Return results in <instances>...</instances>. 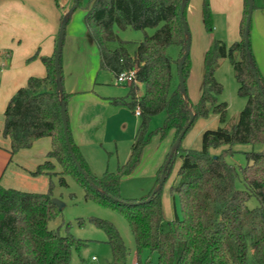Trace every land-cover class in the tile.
<instances>
[{
  "label": "trees",
  "instance_id": "16d2710c",
  "mask_svg": "<svg viewBox=\"0 0 264 264\" xmlns=\"http://www.w3.org/2000/svg\"><path fill=\"white\" fill-rule=\"evenodd\" d=\"M182 2H89L85 23L99 50L100 69L114 77L124 71L136 72V80L129 85V93L124 97L109 98L108 101L116 106H127L133 112L140 108L141 117L127 163L120 166L117 172H106L102 178L91 173L68 129L74 154L98 189L84 177L68 151L61 98L56 91L55 55L42 57L46 77H30L26 86L20 88L9 101L4 112L2 135L10 140L11 155L30 149L40 139L49 138L51 150L46 160L35 170L29 171L30 174L49 178L57 176L61 186L68 185L65 176H72L85 189L86 199L95 200L122 214L135 240L137 264H264V76L256 63L255 75L247 55L249 0H243L239 39L230 46L214 40L204 53L199 100L193 103L189 97L195 118L166 171L167 181L174 159L180 154L182 163L170 194L179 198L183 218L176 215L174 219L166 220L163 188L150 201L147 200L153 191L139 200L124 199L120 194L122 177L132 174L137 168L142 152L152 137L158 136L164 140L174 133L175 142L190 120L178 71L186 45L180 15ZM257 8L264 9V0H255L254 10ZM202 13L204 25L211 32L209 0H203ZM63 17L64 13L61 19ZM127 28L153 29L154 33L146 34L140 42L125 41L119 37L118 30ZM62 54L60 72L63 79ZM252 57L255 62L253 53ZM227 58L239 83L238 93L247 98V104L232 127L205 130L200 149H184L183 142L197 119L218 115L220 122L226 123L228 105L218 102L223 86L215 78V72L221 60ZM192 67L189 54L183 68L186 87ZM142 84L145 92L140 96ZM63 97L67 106L70 95L65 90ZM161 113H166L163 126L150 130L152 118ZM235 144L260 145L263 149L245 153L247 165L240 169L227 162L226 157L230 155L228 148L219 155L211 153V149ZM57 165L61 171L57 170ZM162 171L163 166L158 172L160 177ZM240 177L245 189L237 187ZM53 198L52 184L44 193L6 188L0 184V264H71L73 249H79L85 243L69 228L66 234H62L60 227H50L61 215ZM252 198L258 201L255 208L248 206ZM90 222L107 235V243L113 254L110 264H128L129 250L117 227L97 217H92ZM84 224L83 220L79 223L81 227ZM145 251L149 255L143 261L141 255Z\"/></svg>",
  "mask_w": 264,
  "mask_h": 264
},
{
  "label": "rangeland",
  "instance_id": "374dc122",
  "mask_svg": "<svg viewBox=\"0 0 264 264\" xmlns=\"http://www.w3.org/2000/svg\"><path fill=\"white\" fill-rule=\"evenodd\" d=\"M66 1L68 0H53V3L64 13L74 5L73 0L71 7H67ZM228 1H230L229 10L226 6ZM89 2L90 0H81L66 28L62 51L64 84L67 89L70 79H75L77 75L85 78L91 74L93 82L91 84L97 90L93 92L95 95L105 94L106 97H124L129 93L130 86L128 84L116 85L113 82L114 77L111 73L100 69L99 50L85 23ZM209 3L212 13L211 32H208L204 25L203 0H189L186 9L185 20L191 35L190 59L193 65L192 70L194 69V76L191 72L187 87L189 97L193 103L198 102L200 97L202 80L200 79L198 83L197 76L200 74V66L206 49L214 40L223 41L228 46L236 41V35L232 27L233 21L230 17L234 11L235 0H209ZM72 31L79 33L77 35L79 36L78 40H75L74 43L69 40ZM153 33V29L145 31L132 28L118 30L121 39L132 42H140L146 34L151 35ZM249 39L255 63L264 76V9L257 8L253 11ZM82 46L85 48L83 49ZM215 78L223 86V92L218 96V102H226L228 105L226 123H221L218 115L197 119L191 132L183 142L184 149H200L202 133L205 130L217 129L223 126L232 127L237 123L240 112L247 104V98L241 97L238 93L239 83L236 80L229 58L221 60L215 72ZM95 83L97 84L95 85ZM144 92L145 86L142 84L139 93L143 95ZM69 105L68 103V108ZM84 116L88 121L95 119V125L85 135L84 144L81 149L79 148L89 165L91 173L97 178H102L106 172H117L119 167L125 165L130 157L131 147L141 124V117L129 107L110 104L106 99H103L99 105L89 104ZM165 119L166 113L153 117L150 122V130L154 131L162 127ZM174 139V133H171L164 140H160L158 136L152 137L150 143L142 152L140 164L132 174L121 179L120 194L124 199L139 200L145 198L157 187L160 177L158 172L167 159ZM43 141L47 143V147L51 150V140L45 138ZM42 143L38 144L34 150L35 164H42L46 159L44 157L46 151L44 150H47V148L45 149V145ZM226 148L229 149L230 154L226 157L227 162L233 164L237 169L247 165L245 153L260 152L263 149L260 145L235 144L211 149V153L219 155ZM181 163L180 154H177L170 177L163 187L162 197L166 220H172L176 215L180 219L183 218L179 198L170 194V188L176 184L177 171ZM57 170L61 171L58 165ZM65 178L68 183L67 186H61L60 178L57 176L51 178L47 176L30 177L28 180L21 181L18 186L25 191L44 193L52 184L53 199H58L64 206L61 209L60 217L53 221L50 227L54 229L60 227L62 234H66L69 228L72 234L85 243L79 249H73L71 264H110L112 261L113 254L110 245L107 243V235L90 222L92 217L108 220L117 227L129 250L128 264H137L135 240L127 219L119 212L107 208L95 200L86 199V191L82 185L72 176H65ZM237 187L245 189L242 177L237 181ZM248 206L255 208L258 206V201L252 198L249 200ZM82 220L85 224L81 227L79 223ZM148 255V252H143L141 255L142 260L144 261ZM93 257H96V260H93ZM153 261L156 262V259H153Z\"/></svg>",
  "mask_w": 264,
  "mask_h": 264
},
{
  "label": "crops",
  "instance_id": "0c3cea01",
  "mask_svg": "<svg viewBox=\"0 0 264 264\" xmlns=\"http://www.w3.org/2000/svg\"><path fill=\"white\" fill-rule=\"evenodd\" d=\"M229 2L226 5L228 10ZM235 3L230 17L233 21L235 40H237L243 13V0H235ZM72 4L73 0L66 1L67 7H71ZM62 14L63 12L53 3V0H0V184L6 188L25 191L18 186L21 181L28 180L30 177H40L32 176L29 172L40 165L34 162L35 148L43 142L44 148H47L44 150L45 158L50 151L47 143L43 141L44 138L36 141L30 149L11 155L10 140L3 137L2 128L6 107L17 91L26 86L30 77H46L47 71L42 57L55 55ZM78 34L76 31L70 33L71 43L78 40ZM34 56L36 57L30 60ZM203 60L200 74L197 76L198 83L200 79L203 80ZM192 73L194 76V69ZM113 82L115 83V77ZM64 83L63 76L64 90L70 95L69 108L67 106L68 125L74 143L81 149L85 135L95 125V119L88 121L84 116L89 104L99 105L103 99L108 101L112 97L93 93L97 90L91 84L93 83L91 74L85 78L77 75L75 79H70L67 89Z\"/></svg>",
  "mask_w": 264,
  "mask_h": 264
},
{
  "label": "water",
  "instance_id": "95a60500",
  "mask_svg": "<svg viewBox=\"0 0 264 264\" xmlns=\"http://www.w3.org/2000/svg\"><path fill=\"white\" fill-rule=\"evenodd\" d=\"M188 1L189 0H183V2L181 4V8H180V15H181V18L183 21L184 31H185V36H186V45H185V50H184L183 56L180 58L179 63H178V71H179V78H180V88H181V92L183 95V99H184L185 104L188 107V110L190 113V120H189V123L183 129V131L179 134V136L175 140L174 144L171 146L170 152H169L167 159L163 165V171H162L159 183H158L157 187L153 190L151 197L147 201H150L153 198V196H155L156 193H158L162 190V188L166 182V171L168 169V166H169L173 156L178 152L179 147L181 145V142L183 140V137L186 134V132L188 131L189 127L191 126V124L195 118V114L189 105V96L187 93L185 78L183 76V68H184L186 59L190 54V47H191V35H190V31H189L188 25L186 23V20L184 18V13H185V9H186V6L188 4ZM254 2H255V0H249L248 16H247V21H246V45H247V55L249 57L252 69H253L255 75H257L256 65H255V62L253 60L252 53L249 50V45H250L249 36H250V27H251L252 15H253V11H254ZM78 6H79V0H74V5L70 9H68L64 12V17L61 21V26H60L59 33H58L57 46H56V51H55V71H56V75H57V77H56V91L61 98V113H62L63 128H64L66 144L68 147L70 157L74 161L76 166L81 170L84 177L88 179L89 183L91 185H93L96 189H98V187L96 185H94L91 182V180L88 178V174L81 168V164L77 160V158L74 154L73 148H72V144H71L70 137L68 134L69 125H68L67 106H66V103H65V100L63 97V95H64L63 79H62L61 72H60V60H61V53L63 51V45H64V40H65V35H66V28H67V25H68L72 15L74 14L76 9L78 8ZM257 80L260 81L259 77H257ZM53 203L56 204L60 210L64 206V204L61 201H59L58 199H53Z\"/></svg>",
  "mask_w": 264,
  "mask_h": 264
},
{
  "label": "built area",
  "instance_id": "2783aa9c",
  "mask_svg": "<svg viewBox=\"0 0 264 264\" xmlns=\"http://www.w3.org/2000/svg\"><path fill=\"white\" fill-rule=\"evenodd\" d=\"M136 80V72L135 71H124L115 77L116 85H130ZM136 114L140 116V108L136 109ZM93 260H96V257H93Z\"/></svg>",
  "mask_w": 264,
  "mask_h": 264
}]
</instances>
